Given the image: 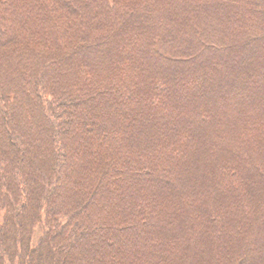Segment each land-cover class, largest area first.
I'll return each instance as SVG.
<instances>
[{"label": "trees", "instance_id": "1", "mask_svg": "<svg viewBox=\"0 0 264 264\" xmlns=\"http://www.w3.org/2000/svg\"><path fill=\"white\" fill-rule=\"evenodd\" d=\"M0 264H264V0H0Z\"/></svg>", "mask_w": 264, "mask_h": 264}]
</instances>
